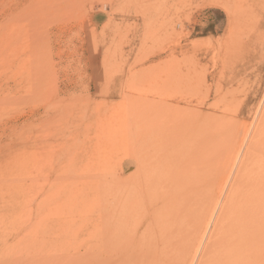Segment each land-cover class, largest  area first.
Masks as SVG:
<instances>
[{"label":"rangeland","instance_id":"374dc122","mask_svg":"<svg viewBox=\"0 0 264 264\" xmlns=\"http://www.w3.org/2000/svg\"><path fill=\"white\" fill-rule=\"evenodd\" d=\"M142 117L203 209L129 264H264V0H0V264H88Z\"/></svg>","mask_w":264,"mask_h":264},{"label":"bare ground","instance_id":"6f19581e","mask_svg":"<svg viewBox=\"0 0 264 264\" xmlns=\"http://www.w3.org/2000/svg\"><path fill=\"white\" fill-rule=\"evenodd\" d=\"M179 114H182V113H179ZM194 116L196 117L195 119H198V121L200 120L201 115H199V113H196ZM148 117L149 116L147 115V118ZM152 120L153 119H144L142 117L141 119L138 118L137 122L135 123L136 127H135V130H133L134 134L131 137L133 139L132 141L136 143V145H134L135 148H133V150H135L134 153L136 152V156L133 157L132 162L130 161L131 164H129V162H125L124 170L125 172H127L128 170L131 169V166H133L135 167V171L138 174H135L132 176L129 175V177L126 179V182H119L120 185L118 187H114V188L111 187L113 189V192L111 191L110 194L107 193L109 195L108 205L109 207H111L110 213L109 215L107 214L105 216V220L103 222L104 230H103L102 241L97 246L92 245L90 248L88 264H129L132 261L134 260L136 261L137 259H139L141 251L144 249V246H145L144 242L146 240L144 237V234L143 235L138 234L139 230L143 229L144 227L147 228L149 226L147 223L148 220H150L149 218H152L153 215L155 216L157 211L161 212V210H164L166 214V211L168 209H170L171 207H175V212L178 214V217L176 218L171 217L173 224H171V227H170V229L174 230L175 227L183 223V222H180L182 213H184L185 211L187 212L188 210H193V212L196 211L197 216H198V214L201 213L203 209V208H200L201 198L199 197L197 193L199 192V190H201V185L204 179L187 178V179H181V180L180 179L163 180L165 176L168 175V172H169L166 169V166H169V163H170L169 154L167 153V150L169 151L172 148L174 149V148L183 146L186 143L185 142L186 139H184V137L177 138V136H175L174 138L173 133H172L173 134L172 137L170 135L168 136V137H171L170 139L166 136L162 137L161 135L156 134V132L153 131V126H152L153 121ZM205 120L203 121L202 128L205 127V124L207 122V121L205 122ZM208 121L209 123L207 124V126L209 125L210 127L212 121L210 120ZM197 122L194 125V127L189 129L188 131V134L191 135L190 136L191 138H193V136H196L197 138H203L204 136H206V135L203 136V134L205 133L207 134V132L204 131V129L201 130V128L197 126L199 124ZM181 123H183V121ZM207 131L209 132L210 128H208ZM167 140H168V143H164ZM203 143L205 144L208 143V142H205V137L203 139ZM133 144L134 143H132V145ZM154 144H159L156 147V150L154 148ZM127 148H129V146L127 147L126 145V149H125L126 151H127ZM154 151L155 152L157 151V153L155 154ZM161 152H164V155L163 154L161 156L157 155V154H161ZM127 154L126 156H128ZM244 157H245V154H244ZM152 158L154 160H152ZM246 158L243 161L246 162ZM163 176L164 178H162ZM159 178H162V180H158ZM113 184L114 183H112L111 185ZM108 186H107V189L108 188L110 189V187ZM234 186L235 184L232 186L231 189H229L228 191L229 193L227 194L224 200V203L226 204L225 211L230 210L232 207V204H234L236 200ZM104 192H105V189H104ZM106 192H108V190ZM105 207L108 211L107 201L104 204L103 208L105 209ZM156 215L158 216V214ZM162 215H160L161 218H162ZM157 216H156V219H157ZM175 216L177 215L175 214ZM153 220L151 219L152 222ZM196 220L197 218L195 219V221ZM204 223L206 224V222ZM197 226L198 225H196L195 227L196 228L195 234H197V232L203 231V228H202L203 226L201 227V230H200V226L198 227ZM214 227L215 228L213 230L212 236L214 237L213 239L215 240V242H218L216 240H217V237H219L220 235L219 232L221 231V229H223V223L222 224L220 222L218 224L216 223ZM146 232H149V231H146ZM156 236H157V239L153 237L152 238L149 237L151 238L150 242L154 240L155 242H159V239L163 237L161 235H156Z\"/></svg>","mask_w":264,"mask_h":264}]
</instances>
